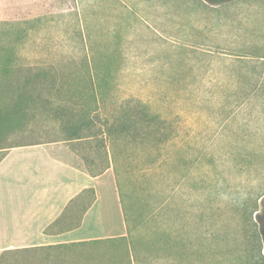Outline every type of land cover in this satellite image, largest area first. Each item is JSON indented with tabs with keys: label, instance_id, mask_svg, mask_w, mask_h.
Masks as SVG:
<instances>
[{
	"label": "rangeland",
	"instance_id": "rangeland-1",
	"mask_svg": "<svg viewBox=\"0 0 264 264\" xmlns=\"http://www.w3.org/2000/svg\"><path fill=\"white\" fill-rule=\"evenodd\" d=\"M61 4L0 0V115L36 75L25 125L1 144L81 136L70 146L87 168L113 165L102 207L120 201L130 240L150 242L140 264H264V0ZM67 250L0 264H127L121 241Z\"/></svg>",
	"mask_w": 264,
	"mask_h": 264
},
{
	"label": "crops",
	"instance_id": "crops-1",
	"mask_svg": "<svg viewBox=\"0 0 264 264\" xmlns=\"http://www.w3.org/2000/svg\"><path fill=\"white\" fill-rule=\"evenodd\" d=\"M24 13L19 7L13 15L21 19ZM9 18L8 11L0 8V21ZM58 140L68 141V145L28 142L0 149V253L64 248L68 254V245L121 241L124 252L128 247L127 264H140L138 249L150 242L133 244L130 240L120 201L117 204L111 199L102 207L101 190L115 191L112 163L101 174L91 175L70 146V141L79 139L69 136ZM86 188L94 189L95 198L79 216V224L68 228V219L74 216L62 213ZM52 224L62 229L46 231ZM65 261L68 264L67 257Z\"/></svg>",
	"mask_w": 264,
	"mask_h": 264
},
{
	"label": "trees",
	"instance_id": "trees-1",
	"mask_svg": "<svg viewBox=\"0 0 264 264\" xmlns=\"http://www.w3.org/2000/svg\"><path fill=\"white\" fill-rule=\"evenodd\" d=\"M67 1L73 2V0H61V3H62L61 5H67L66 4ZM207 1H209L210 3H220L222 1H227V0H207ZM7 61L8 60L6 59V62ZM35 77H36V75H34V74L24 76V83L25 84L23 87H19L17 89V91L15 90L16 93H15V91H9L8 90V97L5 94V98L7 99V101H6V104H4V106L6 108H4L2 110L7 109V111H5L3 115H0V120H3V123L0 122V149H2V148L4 149L7 147L14 146V145L3 146L1 144V141H2V139L7 140V139H5V137H6V135L8 136L9 132H13V131H15V130H17L20 127H23L25 125V123L22 122V117H21L20 113H26V111L32 105V103L34 101V97H35L34 91L36 88H35V85L33 82L35 81ZM9 79H11V78H9ZM9 79H7L6 81L8 82ZM16 79L19 80V77H16ZM6 89H9L8 83H7ZM5 93H7V92H5ZM1 98H4V96L2 97V92H0V99ZM72 138L79 139V140L82 139L81 136L72 137ZM63 139H68V136L64 137ZM15 145H18V144H15ZM107 167H108V165L106 164V166H104L103 168L101 167L100 169H89L88 168V172L91 175H98V174H101ZM88 193H90L92 195V199L88 205H85L83 207L82 204H83V202L87 201ZM94 198H95L94 189L93 188H86V189L82 190V192L78 196H76L75 198L70 200L66 209L62 213V216L63 215L65 216L68 214H73L72 216H74V217H71L70 222H68L70 224V225L68 224L69 225L68 228L76 227L79 224V222H80L79 219H78V222L76 220L74 221V219H77V218H75L74 214H77L78 210H80L79 209L80 206H81V214H82L91 205ZM257 220L259 223L260 236H261V239L264 243V196L262 197V209H261L260 213L257 214ZM54 224H55V222H54ZM52 226H53V224L48 226L45 230L49 231ZM124 249H125L126 254L128 255V251H127L128 247L125 246ZM107 264H119V262L117 260H115V257L111 256V257H109Z\"/></svg>",
	"mask_w": 264,
	"mask_h": 264
}]
</instances>
